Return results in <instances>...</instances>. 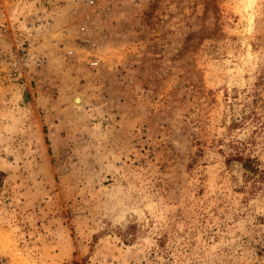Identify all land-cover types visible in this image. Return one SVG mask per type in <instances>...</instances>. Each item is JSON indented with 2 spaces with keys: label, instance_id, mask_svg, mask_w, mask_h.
<instances>
[{
  "label": "rangeland",
  "instance_id": "374dc122",
  "mask_svg": "<svg viewBox=\"0 0 264 264\" xmlns=\"http://www.w3.org/2000/svg\"><path fill=\"white\" fill-rule=\"evenodd\" d=\"M0 264H264V0H0Z\"/></svg>",
  "mask_w": 264,
  "mask_h": 264
},
{
  "label": "built area",
  "instance_id": "2783aa9c",
  "mask_svg": "<svg viewBox=\"0 0 264 264\" xmlns=\"http://www.w3.org/2000/svg\"><path fill=\"white\" fill-rule=\"evenodd\" d=\"M91 2V1H90ZM30 43L26 42L21 45H18L17 48L15 49V55L13 56V61H12V76L15 78H21L22 70L27 68V59L31 56L30 51ZM91 48H93L91 46ZM96 49V48H95ZM98 49V48H97ZM86 61L88 62L89 65L95 66L97 65L98 61L96 60L95 54L92 51V49L86 48ZM74 54V49L68 48L64 51V57H71ZM44 59L42 57L36 58L35 64L39 65L42 63Z\"/></svg>",
  "mask_w": 264,
  "mask_h": 264
},
{
  "label": "crops",
  "instance_id": "0c3cea01",
  "mask_svg": "<svg viewBox=\"0 0 264 264\" xmlns=\"http://www.w3.org/2000/svg\"><path fill=\"white\" fill-rule=\"evenodd\" d=\"M32 92H30L31 95H30V98H29L28 103L23 104V105L18 104L17 110L23 111L24 109L34 108V106L36 107V104H38L39 99H40V94L38 92H36V91H32ZM35 100H38V102L36 103ZM29 110H30V115L29 116L33 115L34 114L33 113L34 111H31L33 109H29ZM14 111H15V109H14ZM23 122H24V120H23ZM48 125H50V124L48 123Z\"/></svg>",
  "mask_w": 264,
  "mask_h": 264
},
{
  "label": "trees",
  "instance_id": "16d2710c",
  "mask_svg": "<svg viewBox=\"0 0 264 264\" xmlns=\"http://www.w3.org/2000/svg\"><path fill=\"white\" fill-rule=\"evenodd\" d=\"M243 163H244L245 168H247L248 170H251V171H258V170H259L260 172H261V170H262V169H258V168L255 167L254 165L250 164L248 158L245 159V161H243Z\"/></svg>",
  "mask_w": 264,
  "mask_h": 264
},
{
  "label": "bare ground",
  "instance_id": "6f19581e",
  "mask_svg": "<svg viewBox=\"0 0 264 264\" xmlns=\"http://www.w3.org/2000/svg\"><path fill=\"white\" fill-rule=\"evenodd\" d=\"M74 100H75V102H80V97L76 96Z\"/></svg>",
  "mask_w": 264,
  "mask_h": 264
}]
</instances>
